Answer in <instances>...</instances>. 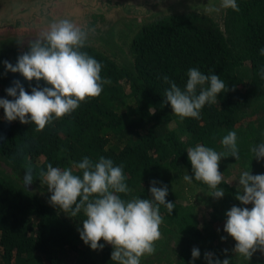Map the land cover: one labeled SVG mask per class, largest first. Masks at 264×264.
I'll use <instances>...</instances> for the list:
<instances>
[{"label": "trees", "instance_id": "1", "mask_svg": "<svg viewBox=\"0 0 264 264\" xmlns=\"http://www.w3.org/2000/svg\"><path fill=\"white\" fill-rule=\"evenodd\" d=\"M236 3L239 11L227 8L223 29L211 17L196 11L159 15L147 21L130 42L132 68L118 65L86 44L81 51L101 63V77L111 83L103 85L98 97L82 102L70 115L54 120L40 132L34 123L7 121L0 108V157L23 174L30 161L35 182L42 180L38 172L46 171L49 163L61 169L70 167L74 174L81 175L75 164L85 156L93 161L100 156L109 158L114 166H124L130 191L119 195L125 200L151 199L152 181L168 189L181 170L192 176L188 145L200 144L224 153L227 150L221 140L230 131L236 132L240 158L222 157L219 167L225 170L229 161H235L260 168L264 158H254L251 149L264 142V79L259 74L264 67V56L260 55L264 48V0ZM124 4L125 14L151 10L150 6L142 11L135 3ZM28 50L0 48V99H14L6 91L14 81L29 94L33 87H50L43 80L27 81L19 73L6 71L5 61L15 66L17 58ZM190 68L220 76L225 92L217 95L216 103L205 104L199 119L178 116L176 128H171L165 115L172 108L164 103L169 85L163 77L168 76L183 90ZM248 104L251 113L259 110L261 114L242 128L237 124L239 114ZM192 182L213 190L194 178ZM218 188L236 207L248 208L235 198L241 192L239 188L226 180ZM46 191L51 196L47 186ZM166 201L174 203L172 213L164 205L159 211L165 231L178 237L176 264H205L207 250L203 246L197 247L198 258L193 260L191 256L203 237L194 208L180 203L169 190ZM65 212L68 218L13 179L0 175V264H117L111 260L113 247L103 239L98 242L104 244L102 250H92L81 240L82 221L86 219L83 210L75 217ZM216 259L235 264L232 256ZM243 264H264V259L251 256L244 258Z\"/></svg>", "mask_w": 264, "mask_h": 264}, {"label": "clouds", "instance_id": "2", "mask_svg": "<svg viewBox=\"0 0 264 264\" xmlns=\"http://www.w3.org/2000/svg\"><path fill=\"white\" fill-rule=\"evenodd\" d=\"M222 7L239 11L236 0H222ZM92 31L94 29L76 26L68 18L56 20L41 38L29 42V50L17 58L15 66L4 62L6 71L19 73L27 81L43 80L50 85L33 87L29 94L19 81H14V86L6 90L14 99H0V108L7 121L19 119L21 124L34 123L36 131L40 132L54 120L70 115L82 102L102 93L103 85L111 81L101 77V63L81 51ZM260 55L264 56V48L260 49ZM259 74L264 79V67ZM187 77L183 90L168 76L163 77L164 83L169 85L164 92V103L182 119H199L200 110L205 104L216 103L217 95L225 92L226 85L220 76L205 75L197 68L188 69ZM206 84L208 86L204 87ZM221 144L227 150L224 153L200 144L187 150L193 175L185 174L184 180L191 183L194 178L205 183L213 189L211 196L214 198H222L225 194L218 188L223 180L219 171L221 158H240L235 131L228 132ZM251 151L257 160L264 158V142ZM75 167L81 175L74 174L70 167L61 169L51 163L38 175L51 193V204L70 212L71 217L83 210L86 219L82 221L81 240L92 250H102L104 244L98 242L103 239L113 247L111 260L117 264H141L143 256L153 255L155 242L161 238L163 222L159 206L164 205L169 214L174 209V203L166 201L167 187H157V182L152 181L151 199L125 200L119 194H127L130 189L125 183L122 164L114 166L111 159L103 156L96 161L85 156ZM25 168L24 178L31 181L34 169L30 161ZM238 183L242 194L237 193L235 198L252 207L250 210L231 207L226 212L224 231L236 241L234 251L248 260L257 249L264 250V174L243 171ZM199 255V249L193 248V260ZM204 255L209 264H230L228 259L213 262L212 253Z\"/></svg>", "mask_w": 264, "mask_h": 264}, {"label": "rangeland", "instance_id": "3", "mask_svg": "<svg viewBox=\"0 0 264 264\" xmlns=\"http://www.w3.org/2000/svg\"><path fill=\"white\" fill-rule=\"evenodd\" d=\"M122 3H135L142 11H146L151 4L153 9L145 14H124L121 11L123 8H120L123 6ZM0 4L14 7L12 19L20 28L14 30L9 26L1 31V49L11 46L19 51L27 50L29 42L41 38L49 30L52 22L68 18L78 27L94 29L89 32L86 44L125 68H132L133 64L130 51L133 36L152 18L159 15L196 11L201 15H208L223 29L224 17L227 13V8L222 7V0H0ZM9 16V12L5 15L0 12V17L9 18ZM35 19L39 20L35 22ZM12 32H16L15 37ZM207 86L206 84L204 87ZM249 107L250 104L246 105L243 112L239 114L237 124L242 128L261 114L259 110L251 113ZM165 117L168 120V126L176 128L178 115L169 110ZM182 139L186 142L183 135ZM195 146L188 145V149ZM261 161L260 168L257 164L251 168L248 164V166L240 165L235 161H229L227 168L230 167V169L224 170L219 167V171L223 175V180L242 191L238 183L240 174L248 170L246 168H251L249 171L252 175L264 174V171L262 173L264 161ZM185 174H187L185 170L176 172L175 181L168 190L178 198L180 203L192 206L197 213V222L203 237L201 243L196 244L194 248L198 245L203 246L207 252L213 254V262L218 257L232 256L235 264H243L244 257L234 251L236 241L224 231L226 212L235 204L226 193L222 198H214L211 196L213 190H204L193 182H186ZM0 175L13 179L22 189L55 208L59 215L68 218L65 211L50 203V195L46 191V183L43 179L39 182L26 181L25 174L16 170L3 157H0ZM247 206L250 210L252 204ZM165 227L166 225L162 222L160 225L161 238L155 242V253L143 256L141 264H176L179 251L178 237L174 232L165 231ZM252 256L264 259V250L257 249ZM203 261L209 264L205 258Z\"/></svg>", "mask_w": 264, "mask_h": 264}, {"label": "flooded vegetation", "instance_id": "4", "mask_svg": "<svg viewBox=\"0 0 264 264\" xmlns=\"http://www.w3.org/2000/svg\"><path fill=\"white\" fill-rule=\"evenodd\" d=\"M122 4H124V3H122ZM150 7H151V10H152L153 7L151 5H150ZM120 8H122V7H120ZM13 11H14V7L12 5L0 4V12H2V14H4V15H5V13L9 12V15H10L9 18L8 17H0V35H1V31L2 30H6L9 26L14 28V30L15 29H20L18 27V24L12 19L13 18ZM121 11H122V13H124L123 9H121ZM37 20H39V19H35V22ZM29 28H31V27H29ZM15 33L16 32H12V35H14ZM7 34L11 35L9 33H7ZM13 37H15V35Z\"/></svg>", "mask_w": 264, "mask_h": 264}]
</instances>
